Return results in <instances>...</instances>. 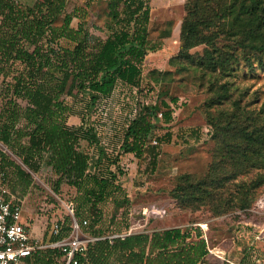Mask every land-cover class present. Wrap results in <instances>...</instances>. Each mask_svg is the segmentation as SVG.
Returning a JSON list of instances; mask_svg holds the SVG:
<instances>
[{
    "label": "trees",
    "instance_id": "trees-1",
    "mask_svg": "<svg viewBox=\"0 0 264 264\" xmlns=\"http://www.w3.org/2000/svg\"><path fill=\"white\" fill-rule=\"evenodd\" d=\"M147 1L107 0L109 32L102 38L84 21L73 26L77 14L67 11L69 0H36L31 6L0 0V142L28 169L38 173L43 166L50 167L57 193L65 183L75 187V215L79 220L89 216L87 229L97 236H105L94 229L103 218L100 203L122 189L116 183L120 168H111L119 157L81 148L83 139L91 143L94 136L68 125L72 108L65 96L83 95L91 106L112 96L120 82L141 85L142 63L150 48ZM186 8L177 56L212 73L220 69V76L209 80L216 90L206 102L216 146L207 174L179 175L172 197L181 209L208 208L214 216L247 211L264 185V102L252 107L236 98L232 108L219 107L216 112L212 108L233 93L230 82L217 86V79L232 75L242 59L253 71L256 66L249 54L256 53L264 67V0H187ZM201 45L203 54L191 52ZM172 101L177 103L178 98ZM160 108L146 103L135 111L124 132L122 152L137 157L156 152V145L146 146L153 119L159 114L165 122L173 119L168 102ZM6 156L0 148V171L7 175L5 166L11 165L22 182L31 181L32 173ZM123 202L116 201L117 209ZM62 223V231L51 234L49 241L69 234L71 222ZM99 248L115 264H207L211 243L200 225L126 232L124 237L91 243L79 264L89 263ZM64 263V253L57 247L39 249L27 258V264Z\"/></svg>",
    "mask_w": 264,
    "mask_h": 264
},
{
    "label": "rangeland",
    "instance_id": "rangeland-1",
    "mask_svg": "<svg viewBox=\"0 0 264 264\" xmlns=\"http://www.w3.org/2000/svg\"><path fill=\"white\" fill-rule=\"evenodd\" d=\"M15 1L22 6H31L36 2ZM147 2L150 7V48L142 63L141 85L120 82L112 96L91 106L89 99L83 95L65 96L72 108L67 118L68 125L82 127L88 137L94 136L91 143L83 139L81 148L94 155L104 152L108 158L119 157L118 163L111 168L116 171L120 168L116 183L122 189L100 203L103 218L94 229L109 236L170 226L186 228L200 225L211 243L207 264H239L243 259L246 264H261L264 262V185L258 189L247 211L214 216L208 208L190 211L175 204L171 192L178 176L190 173L202 177L207 174L213 160L216 140L207 119L206 102L216 90L210 87L209 80L220 76V69L212 73L198 62H189L177 56L181 45V24L187 14V0ZM67 11L77 14L73 18L74 27L84 21L92 33L102 38L108 35L107 0H69ZM68 44L71 45L70 42ZM191 52L203 54L204 45L193 48ZM255 54H249L255 70L249 71L250 62L242 59L232 75L217 79V86L230 82L233 93L223 103L216 104L212 108L214 112L219 107L232 108V101L236 98H241L242 104L249 103L252 107H259L264 102V67H260ZM173 97L178 98L177 103L172 101ZM163 101L173 108V119L165 122L161 114L153 119L154 126L146 146L156 145V152L147 151L142 157L122 152L120 146L124 132L135 111L146 103L155 104L157 109L163 108ZM20 102L25 104L24 100ZM2 104L0 97V108ZM0 148L9 160H15L32 173L31 181L22 182L17 169L5 166L8 173L6 184L20 199L22 221L28 225L31 237L51 242L53 225L59 221L64 224L71 222L68 205L73 203L76 206L77 189L65 183L61 192L57 193L52 184L56 175L50 167L43 166L36 173L1 142ZM105 165L101 168L104 169ZM118 200L124 202L117 209ZM84 216L89 219V216ZM86 231L97 236L89 228ZM102 249L99 248L85 264H115L107 261Z\"/></svg>",
    "mask_w": 264,
    "mask_h": 264
},
{
    "label": "built area",
    "instance_id": "built-area-1",
    "mask_svg": "<svg viewBox=\"0 0 264 264\" xmlns=\"http://www.w3.org/2000/svg\"><path fill=\"white\" fill-rule=\"evenodd\" d=\"M74 204L68 205L71 214V228L67 236L51 242L34 239L28 225L23 223V206L6 184V173L0 171V264H27V258L39 249L57 247L64 253V264H79L91 243L108 237H124L126 233L109 236H93L87 232L89 220H79L75 215ZM63 223L53 225L52 234L62 231Z\"/></svg>",
    "mask_w": 264,
    "mask_h": 264
}]
</instances>
